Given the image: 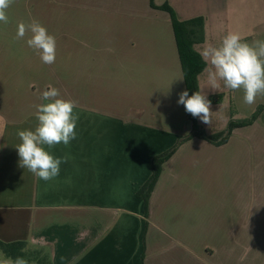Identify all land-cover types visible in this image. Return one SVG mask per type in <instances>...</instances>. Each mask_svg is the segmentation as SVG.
I'll list each match as a JSON object with an SVG mask.
<instances>
[{
	"label": "crops",
	"instance_id": "crops-1",
	"mask_svg": "<svg viewBox=\"0 0 264 264\" xmlns=\"http://www.w3.org/2000/svg\"><path fill=\"white\" fill-rule=\"evenodd\" d=\"M259 3L204 0L192 17L251 43L258 35L243 33L257 26ZM44 5L43 25L56 38L52 65L29 46L19 61L0 33V241H25L44 259L39 264H264V110L220 146L199 138L182 143L163 164L145 216L135 193L152 159L191 130L177 103L186 87L169 15L150 0ZM256 33L264 40V29ZM206 42L205 31L193 49L200 55ZM202 60L198 91L211 108L252 114L264 106V96L245 104L243 90L222 81L213 89ZM48 85L76 101L79 119L68 146L46 147L68 159L45 182L19 166L16 145L19 130L35 129L34 105ZM231 115L228 122L245 120Z\"/></svg>",
	"mask_w": 264,
	"mask_h": 264
},
{
	"label": "clouds",
	"instance_id": "clouds-1",
	"mask_svg": "<svg viewBox=\"0 0 264 264\" xmlns=\"http://www.w3.org/2000/svg\"><path fill=\"white\" fill-rule=\"evenodd\" d=\"M12 3L14 0H0V22L9 23L7 9ZM27 33L31 35L26 43L39 55L41 62L47 65L55 63V36L37 19L18 23L16 38L23 39ZM200 55L211 65L206 71L213 89L220 87L218 81H222L228 89L243 90V101L248 105L255 103L258 96H264V40L248 43L238 32H229L218 46L206 44ZM40 98L43 102L34 105L38 123L34 130L17 132L21 143L16 145V149L19 166L47 182L59 175L60 165L67 162L68 157L56 158L46 147L50 149L61 143L68 146L76 139L79 116L74 112L76 101L64 99L52 85L47 86ZM177 103L204 124L211 125V101L200 91L191 96L187 91L181 92ZM0 264H28V261L18 256L6 258Z\"/></svg>",
	"mask_w": 264,
	"mask_h": 264
},
{
	"label": "trees",
	"instance_id": "trees-1",
	"mask_svg": "<svg viewBox=\"0 0 264 264\" xmlns=\"http://www.w3.org/2000/svg\"><path fill=\"white\" fill-rule=\"evenodd\" d=\"M150 5L152 8L166 11L170 15V22L173 27L184 84L186 91L189 96H191L193 93L198 91L197 76L205 67V63L202 58L193 49L195 44H200L204 41V19L203 17H196L186 21H178L172 10L167 5L155 6L153 4V0H150ZM263 110L264 106H259L248 119L230 120L224 131L211 135L206 134L205 131L197 124V117L188 113V119L191 122L190 132L180 136L177 143L172 148L152 159L151 175L135 193V197L142 200L144 203L145 216H147L149 198L161 174L163 164L172 156L182 143L193 138H199L215 146H220L228 141L235 128L251 125L257 120ZM0 251L5 259H15L19 256L25 258L28 261V264H39L44 260L40 256V253L28 249L25 241H0Z\"/></svg>",
	"mask_w": 264,
	"mask_h": 264
},
{
	"label": "rangeland",
	"instance_id": "rangeland-1",
	"mask_svg": "<svg viewBox=\"0 0 264 264\" xmlns=\"http://www.w3.org/2000/svg\"><path fill=\"white\" fill-rule=\"evenodd\" d=\"M46 1L47 0H14V3H12L10 7L7 9V16L9 18V23L4 24L3 22H0V33H2V40H4L3 35L4 36L7 35L8 37L11 36V38L7 37V44H3V45H5V47L7 46L14 47V51L16 54H18V57L20 55L19 61H22L26 58L25 53L27 52V50L25 48H28L26 41L30 37L31 33H27L23 39H17L15 36L16 35L15 33L17 31V25L21 21L25 23H29L31 22L32 19H37L43 24V14H44V7H45L44 4ZM158 1H163V2L166 1L167 3H165V5H167L172 10L175 18L178 21H186V20H190L191 18H193L192 16L194 15V13L197 14V11L201 12V8H202V4L204 0H158ZM71 2H74V0H71ZM54 4L61 6L60 4H57V3H54ZM83 9H85V7H83ZM64 10L66 14L71 15V16H74L76 12L74 6L69 5L68 3L65 4ZM85 10L90 11L91 9L88 8ZM92 11L97 12L96 10H92ZM166 13L169 15L168 12ZM258 16H259L258 17L259 19H258L257 26H255L254 28H252V30H249L247 32L244 31L243 33L244 38H246V36H251V33L254 32L255 36L258 35V37H256L255 40L257 39L263 40V38H261L263 33H256L257 31H261L264 29V12L262 8V0H260V3H259ZM169 19H170V15H169ZM214 24H216L217 26V23H214ZM242 24L244 27L247 25V22L245 21V16H244V22H242ZM204 27L206 31V37H207L206 44H212V45L218 46L220 42L222 41L223 37L220 36V34L218 33V30L213 27V23L209 21ZM243 40L244 42L249 43V38L243 39ZM210 67L211 65L209 64V68ZM211 111H213L214 113L212 117L211 125L209 126V125L204 124L200 119L197 121L198 124H201L202 126L201 128L203 130L205 129L206 132L209 134L213 132L214 133L220 132V131L222 132L227 126V122L229 119L228 116L232 114L231 109L227 105H225V106H220L219 108L217 107L211 108ZM233 114H232L233 116H237V117L241 116L244 119H248L253 113L251 114L246 111H241L239 113L236 109H234ZM215 217L216 215L212 216V222L214 221V224L219 223V217L217 218ZM244 234H247V232H245ZM263 234H264V231H261V235L259 236L260 243L258 245L262 244L261 242H263L264 240ZM259 247L264 248V246H259ZM262 258L264 259V256ZM4 259L5 257L0 251V261H3ZM260 264H262V260L260 261Z\"/></svg>",
	"mask_w": 264,
	"mask_h": 264
}]
</instances>
